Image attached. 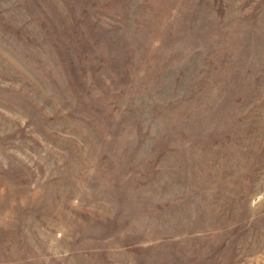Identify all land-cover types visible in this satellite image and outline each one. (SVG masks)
<instances>
[{
	"label": "rangeland",
	"instance_id": "obj_1",
	"mask_svg": "<svg viewBox=\"0 0 264 264\" xmlns=\"http://www.w3.org/2000/svg\"><path fill=\"white\" fill-rule=\"evenodd\" d=\"M0 264H264V0H0Z\"/></svg>",
	"mask_w": 264,
	"mask_h": 264
}]
</instances>
